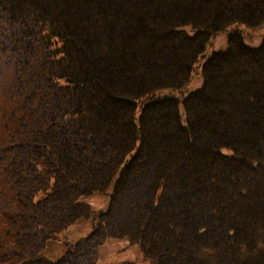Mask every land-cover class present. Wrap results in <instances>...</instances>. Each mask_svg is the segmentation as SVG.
Returning <instances> with one entry per match:
<instances>
[{"label": "trees", "instance_id": "1", "mask_svg": "<svg viewBox=\"0 0 264 264\" xmlns=\"http://www.w3.org/2000/svg\"><path fill=\"white\" fill-rule=\"evenodd\" d=\"M263 24L264 0H0V264H138L115 239L264 264Z\"/></svg>", "mask_w": 264, "mask_h": 264}, {"label": "rangeland", "instance_id": "2", "mask_svg": "<svg viewBox=\"0 0 264 264\" xmlns=\"http://www.w3.org/2000/svg\"><path fill=\"white\" fill-rule=\"evenodd\" d=\"M228 30H230V29H228ZM263 30H264V24L260 27L259 32L256 31V33L253 35L243 34L244 41L249 45L255 44L259 40L258 38L261 37ZM226 45H227L226 44V35L221 34L220 36L213 38L209 43H207V45L204 48V54L207 55L209 53V51H211V50L222 49ZM203 58L204 57L200 58L198 63H200L203 60ZM200 79H201V76L199 73V67L196 66L192 71L189 87L194 88L195 86H197L200 82ZM109 190H110V187H108L105 192H95V193H92L90 195L84 196L81 199L84 200L85 202H87L94 211L102 210L105 208L106 203L108 201ZM84 220H86V219H84ZM90 229H91L90 223L82 221V222H80L79 225L74 224L73 227H69L67 230L60 232L58 234L57 238H62L64 235H66V238L68 240H73L76 237L87 233ZM257 232H259V231H257ZM60 242H61V240H60ZM63 248H64V246L55 240L52 243L51 248L45 249V251H44L45 256L47 258H54L63 250ZM119 250L121 251V253H119L117 255V258L123 259V258L133 257L134 258L133 260H137L138 262L142 263V260H141V258L138 257L137 253L135 252V256H134L133 252L131 250H129V248L125 247L124 249H122V246H121L119 248ZM101 262H103V259H102V256L100 254V251H99V256H98L96 264H100ZM105 263H107V261Z\"/></svg>", "mask_w": 264, "mask_h": 264}]
</instances>
